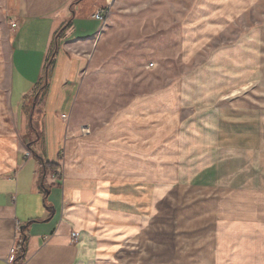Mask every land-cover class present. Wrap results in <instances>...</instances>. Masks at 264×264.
<instances>
[{
    "label": "crops",
    "instance_id": "obj_1",
    "mask_svg": "<svg viewBox=\"0 0 264 264\" xmlns=\"http://www.w3.org/2000/svg\"><path fill=\"white\" fill-rule=\"evenodd\" d=\"M257 1L191 0L183 52L196 20L215 34ZM107 4L4 0L18 29L0 53V264H264V20L77 140Z\"/></svg>",
    "mask_w": 264,
    "mask_h": 264
},
{
    "label": "rangeland",
    "instance_id": "obj_2",
    "mask_svg": "<svg viewBox=\"0 0 264 264\" xmlns=\"http://www.w3.org/2000/svg\"><path fill=\"white\" fill-rule=\"evenodd\" d=\"M107 1L105 9L98 11L102 12L105 24L88 55V65L74 104L72 119L76 130L73 134L77 140L93 133L91 125L105 126L115 113L138 98L173 90L181 75L210 48L237 38L250 26L264 20V0L246 4L244 13L241 12L243 4L233 3L236 13L217 21L213 29L215 34L199 35L196 20L195 43L200 46H196L199 49L189 57L190 52H183V40L192 42L194 38L183 37L182 28L191 0ZM214 6L221 14L226 11L223 3ZM4 9V0H0V53L3 54L9 45L10 32H14L9 30L11 20H6ZM29 60L27 67L32 65L34 58ZM238 92L233 98L240 96ZM2 101L5 105L6 100ZM56 170L55 167L53 172ZM54 175L57 177L56 173Z\"/></svg>",
    "mask_w": 264,
    "mask_h": 264
},
{
    "label": "built area",
    "instance_id": "obj_3",
    "mask_svg": "<svg viewBox=\"0 0 264 264\" xmlns=\"http://www.w3.org/2000/svg\"><path fill=\"white\" fill-rule=\"evenodd\" d=\"M94 19L97 20L101 27H100V31L102 30V28L104 27V24H105V21H104V17H103V14L102 12H97L94 16ZM18 29V26H17V23L15 21H10L9 22V30L10 31H15ZM26 156H29V154L27 153ZM77 234L75 232H71L70 233V240H71V243H75L77 241ZM12 264V263H10Z\"/></svg>",
    "mask_w": 264,
    "mask_h": 264
},
{
    "label": "trees",
    "instance_id": "obj_4",
    "mask_svg": "<svg viewBox=\"0 0 264 264\" xmlns=\"http://www.w3.org/2000/svg\"><path fill=\"white\" fill-rule=\"evenodd\" d=\"M45 168L46 170L50 169L51 171H53L55 169V166L54 165H50V164H45ZM18 248L15 249V252H17Z\"/></svg>",
    "mask_w": 264,
    "mask_h": 264
},
{
    "label": "bare ground",
    "instance_id": "obj_5",
    "mask_svg": "<svg viewBox=\"0 0 264 264\" xmlns=\"http://www.w3.org/2000/svg\"><path fill=\"white\" fill-rule=\"evenodd\" d=\"M234 95V94H233ZM84 131H87V129H84Z\"/></svg>",
    "mask_w": 264,
    "mask_h": 264
}]
</instances>
